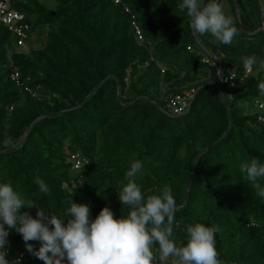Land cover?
I'll use <instances>...</instances> for the list:
<instances>
[{
  "label": "trees",
  "instance_id": "obj_1",
  "mask_svg": "<svg viewBox=\"0 0 264 264\" xmlns=\"http://www.w3.org/2000/svg\"><path fill=\"white\" fill-rule=\"evenodd\" d=\"M48 1L14 4L37 47L17 50L0 26V180L33 203L21 211L66 219L71 200L86 203L91 218L103 207L114 218L126 215L118 193L138 159L142 194L172 189L177 246L188 224L202 222L217 230L219 259L264 264V199L239 171L253 157L264 162V123L254 108L264 99L257 87L264 82V0H226L237 29L230 45L194 34L179 0H121L141 43L111 0ZM202 56L219 58L224 74H234L233 85L211 87L215 72ZM249 56L257 63L245 69ZM13 71L19 86L9 78ZM187 93L186 111L172 114L168 100ZM76 154L78 168L70 159ZM9 245L10 258L24 251L21 264L42 263L14 230Z\"/></svg>",
  "mask_w": 264,
  "mask_h": 264
},
{
  "label": "clouds",
  "instance_id": "obj_2",
  "mask_svg": "<svg viewBox=\"0 0 264 264\" xmlns=\"http://www.w3.org/2000/svg\"><path fill=\"white\" fill-rule=\"evenodd\" d=\"M178 7L189 18L194 34H209L223 45L232 43L237 29L233 18L225 15L220 0H179ZM242 63L249 69L257 62L249 56ZM260 67L264 68V63ZM257 87L264 95V82ZM143 167L140 160L134 159L124 173L126 183L118 199L128 211L117 218L108 207L91 218L86 203L71 200L66 219L57 214L45 216L42 209L33 218L21 211L33 203L14 190L11 183L0 180V264H9L5 249L10 230L21 236L25 250L43 264H167L169 258L171 264H228L218 258L216 228L202 222L188 224L185 240L177 246L172 239L176 208L172 189L164 185L159 194H142L136 178ZM239 171L256 195L264 199V185L260 183L264 180V162L253 157L241 162ZM34 183L41 193L48 194L43 180L35 177ZM29 241L38 242V249Z\"/></svg>",
  "mask_w": 264,
  "mask_h": 264
},
{
  "label": "built area",
  "instance_id": "obj_3",
  "mask_svg": "<svg viewBox=\"0 0 264 264\" xmlns=\"http://www.w3.org/2000/svg\"><path fill=\"white\" fill-rule=\"evenodd\" d=\"M25 0H0V26L4 28L11 36V38L15 42L16 49H20L25 46L28 42H33L35 39L34 33L31 32L30 24L28 23L25 15L18 11L14 4L16 3H24ZM114 5H121L123 13L130 17V28L134 35L135 40L138 43L143 41L142 34L138 25L136 24L134 15L130 12L129 8L122 4L121 0H111ZM187 50L192 51L189 47ZM200 62L205 64L210 69L214 70L215 76L221 73V76L218 78V82L224 85L229 84L230 86L233 85L234 81V74L228 72V74H224V68L222 67L221 61H215L211 57H200ZM248 72V70L246 71ZM9 78L13 81L16 85H20L19 83V75L16 71L10 73ZM25 91H29L25 88ZM190 98V95L187 93L184 96L175 95L168 100L167 107L168 110L174 114L179 115L186 111L188 102L187 100ZM254 108L257 112L260 113L259 120L260 122L264 123V99L261 101H256L254 103ZM71 161L74 163V168H78L81 164L78 155L70 156ZM9 242L10 240V231L7 237ZM6 252L8 254L7 258L9 260V264H16V261L19 260V264L25 261V252L21 251L16 256L10 258V245L6 246ZM43 264V262L41 263Z\"/></svg>",
  "mask_w": 264,
  "mask_h": 264
},
{
  "label": "rangeland",
  "instance_id": "obj_4",
  "mask_svg": "<svg viewBox=\"0 0 264 264\" xmlns=\"http://www.w3.org/2000/svg\"><path fill=\"white\" fill-rule=\"evenodd\" d=\"M46 1L51 5V2H50V1H48V0H46ZM221 4H222L223 11H224L225 15H227V11H228V8H229V7H228V6H229L228 3L226 2V0H222ZM50 5H49V6H50ZM227 7H228V8H227ZM211 38L215 39V38L212 37V36H211ZM38 45H39V43H38V39L35 38V39L33 40V42H28L27 44H25V46L21 48V51L27 50L28 48H34V47H37ZM226 74H228V71L226 72ZM249 104H250V102L247 101V102L242 103L241 106L244 107V108H246ZM253 111H254V110H253ZM253 111H252V110H249L248 112H249V113H252Z\"/></svg>",
  "mask_w": 264,
  "mask_h": 264
},
{
  "label": "water",
  "instance_id": "obj_5",
  "mask_svg": "<svg viewBox=\"0 0 264 264\" xmlns=\"http://www.w3.org/2000/svg\"><path fill=\"white\" fill-rule=\"evenodd\" d=\"M263 14V13H262ZM262 25L264 26V18L262 16ZM213 60L219 61L220 59L215 56H210ZM221 76V73H219L217 76L213 78V80L210 82V86L213 87L215 84L218 83V78Z\"/></svg>",
  "mask_w": 264,
  "mask_h": 264
}]
</instances>
